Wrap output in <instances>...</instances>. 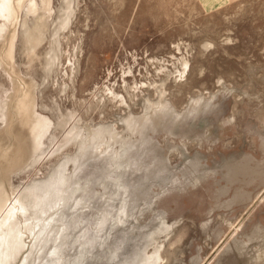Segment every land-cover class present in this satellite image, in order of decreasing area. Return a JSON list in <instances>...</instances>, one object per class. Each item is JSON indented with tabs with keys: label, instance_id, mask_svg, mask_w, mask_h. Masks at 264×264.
<instances>
[{
	"label": "rangeland",
	"instance_id": "1",
	"mask_svg": "<svg viewBox=\"0 0 264 264\" xmlns=\"http://www.w3.org/2000/svg\"><path fill=\"white\" fill-rule=\"evenodd\" d=\"M64 6L65 0H52L45 22L41 14L28 17L31 27L46 24L37 45L29 47L17 25L13 61L0 40V103H8L7 123L0 113V183L10 199L29 202L27 195L63 168L74 174L79 202L74 212L67 206L58 211L68 216L56 244L61 223L52 220L60 216L51 211L50 242L32 257L26 250L13 264H31L35 256L41 257L34 264H57V251L59 264H141L159 248V264H264V183L244 186L247 200L241 201L235 200L240 183L224 179L234 160H264V0H226L211 8L203 0H72L70 21L61 28ZM23 19L21 12L19 23ZM110 88L128 107L109 99ZM161 92L180 118L201 102L211 108L175 135L150 132L156 143L150 151L165 159L169 171L152 174L163 164L150 160L149 151L138 160L121 157L120 143L114 153L105 144L80 147L83 136L109 126L128 140L125 118L148 113ZM25 93L36 113L52 121L39 152L17 118ZM195 157L201 169L193 175L187 169ZM79 159L87 162L74 171ZM140 176L145 187L133 186ZM125 183L132 186L125 189ZM137 188L149 201L128 197ZM125 202L129 218L114 211ZM106 216L109 222L99 224ZM32 240L26 243L32 246Z\"/></svg>",
	"mask_w": 264,
	"mask_h": 264
},
{
	"label": "bare ground",
	"instance_id": "2",
	"mask_svg": "<svg viewBox=\"0 0 264 264\" xmlns=\"http://www.w3.org/2000/svg\"><path fill=\"white\" fill-rule=\"evenodd\" d=\"M51 3H52V0H0V40L3 41L2 43H4L5 56L7 57L8 60L13 61V59H14L13 54H14V50H15V46H16L17 35H18L17 34V25L18 24H21V26L24 30V35L27 38L26 42H27V45L29 47H32L33 45H37L39 43V41L43 35L42 29H44L46 24L44 23L41 27H38L37 25L34 24V26L31 27V26H29L27 19L30 15L36 17V15L41 14L40 17L45 22L47 20L48 16H51V13H52ZM71 5H72V0H65V6L62 10V16L60 17V27L61 28L65 27L68 24V22L70 21V17L72 15ZM21 12H24V19L21 23H19V16H20ZM187 67H188V62L184 61L183 62V68H184L183 72L186 71ZM167 76H168V74H167ZM108 90H109V93H108L109 99H111L112 101L118 100L119 103L121 104V106L122 105H125V106L128 105L124 96L118 95L112 88H110ZM163 97H164V92H161L160 100L157 103H152L150 111L148 113L143 114V116H140V115L135 116L134 114L133 115L131 114L127 118H125L126 128L130 132V138H128V140H124L123 138H119L118 130L116 129V127H110L109 126L107 129L94 130L92 133L90 132L85 137L83 136L82 140H81L80 147H82V149H83V147H85V148L90 147L93 149H97V148L99 149V146H101V144H105L106 149H108V152L110 151L109 153H112L113 149L115 148L114 146L120 143V146L123 148V150L121 151L122 155L120 153L121 157L125 154H128V155H130L129 160L130 159L131 160H138L139 158H137L135 156L141 157V155L143 153L146 154V152H148V151L152 152L150 150L156 144V143L153 144L154 141L152 142L153 138L151 137L150 132L152 133V132H156L160 129H163V130H166L169 135L170 134L175 135V134H177L176 129L181 128L184 125V123H186L188 120H194L195 121L196 118L199 116V114L205 113L210 108V105L207 102H204V103L201 102V103H199V104H202V105H200V108H195L196 106L192 107L190 110H188L180 118V114H176V111L175 112L173 111V106L170 103L166 102V100ZM33 98H35V97H33ZM100 103H101V101H100ZM7 111H8V103L3 101V103H0V113H1V117H2V120L4 121V123H7V116H8ZM9 111H10V109H9ZM17 116H18L17 118H19L21 120L20 123L22 122L25 125V127L29 128L30 135L32 136V139L35 143L34 148H35L36 152L42 151V147L44 145V139L52 127V121L50 120V118L36 113L34 101L31 99L29 93H25L23 95V97L21 99H19V109H18ZM63 120H65V119H63ZM70 120H72V119H70ZM67 123H68V121L66 119V122H64L63 124H67ZM74 131H75V129L73 127L72 130L68 134H72V133H74ZM107 135H108V140H106ZM184 135L187 136L186 133ZM79 136H81V135L78 132V133H76L74 138H78ZM131 136H134L135 139H136L135 136H139L140 138L137 140H135V139L133 140V137L131 138ZM262 147H263V152H264V139H262ZM140 150H142L141 154H140ZM113 153H114V151H113ZM117 154L119 155V153H117ZM79 156H78V158H79ZM111 156H110V158H111ZM112 158H113V156H112ZM76 160H74V164H76V162H77ZM122 160L121 161L118 160L119 162L116 161V163L117 162L122 163ZM150 160H154L155 164L157 162H160L161 165L163 164V167L158 168L157 171H155V170L153 172L151 171L152 174L160 173V172L167 170V164L164 161L165 159L161 158L157 154V152L154 151L153 156H152V158H150ZM194 160L195 161H193L192 163L190 162L192 160L189 161L191 163V164H189L190 168L189 167H185V168H189L187 170L192 172V174H193V172H196V174H197L198 173L197 171H199L201 169V162H200V159L198 157ZM79 161H78L79 163L76 165V170H74V171H77L79 168L84 166L83 164H86V162H87V160H86V162L84 160L83 161L84 163H82L81 159H79ZM227 164H228V162H227ZM123 165H124V162L122 163V166ZM65 167L66 166H64V168ZM144 169H145V166H144ZM125 170H126V168H125ZM121 171H123V170H121ZM167 171H169V170H167ZM186 171L185 172L182 171V173L183 174L187 173ZM225 171L226 172H224L225 173L224 179H226V181L229 184H234L236 182L240 183V185L236 188V191H235V197H236L235 200L239 199V200L243 201L246 199L247 194H245L246 191L244 189V186L250 185L256 181H259L260 183H264V160L263 159H262V161L256 162V161L252 160L251 157L245 156L239 160H234V162L228 164L226 166ZM60 172H61V174L58 173L57 176L52 177L48 182L44 183L43 187L41 189H39V191L37 193L32 192L31 194L27 195V200H29V202L22 200L19 196H16L15 198L10 199L7 195V192H6L7 190L5 189L4 183L3 184L0 183V264H13L26 250L29 251L28 257H32L31 255H37L38 253H40L43 250V248L50 242V240L48 239L50 234L53 231H55V228H53L55 225L53 227L51 225L54 224L55 222L56 223L60 222L61 224L58 223L59 225L56 226L57 227L56 235H55V237H53L54 239H52L53 243L56 244V242L58 240L57 236L59 235V232L66 225L64 223L65 222L64 218L66 216H68V215H66V212L59 214L58 211H60V209H62L61 208L62 206L63 207L67 206V207H69V209H72L79 204L77 197H76V192L78 189L74 187V185H75V183L73 181L74 174L72 173L70 175H66V173H65L66 169H63V168ZM179 172H180V170H179ZM120 173H122V172H120ZM120 173L119 174L117 173L116 175L117 176L119 175L120 178L124 179L123 178L124 176L121 177ZM203 173H202V175H203ZM173 175H174V173H173ZM185 175H187V174H184L185 178L188 177ZM155 176L156 175H154L153 177H155ZM119 177H118V179H119ZM173 177H175V175ZM148 178L145 179V181L150 180ZM172 178L170 180H172ZM187 180H189V179H187ZM143 181L144 180L140 176L137 183H134L133 186H135V184H138L140 186V185H142ZM171 182H173V181H171ZM176 183H178V182H176ZM165 185L167 186V183ZM130 186H132V185L131 184L129 185V183L124 184L125 189L126 188L128 189V187H130ZM142 186L145 187L144 184ZM144 191H146V190H144ZM114 193H116V192H113L109 196L110 199H111V197L113 198V196H114V198H116L115 197L116 195H114ZM144 193L139 191V189L137 188L133 192H131L129 195L127 193V195H128V197H131L132 200H134V202H137L139 200L144 199L145 195L147 196V194L143 195ZM48 194H49V196L50 195L51 196L48 199H45ZM66 194H68V195H66ZM122 196L125 197V195H122ZM127 198H125L126 201H127ZM122 199H119V200H122ZM145 199H144V201L148 200V199H146V200ZM115 202H116V200H115ZM118 202H121V201H118ZM151 202L152 201L150 200V203ZM28 203H30V204H28ZM84 204H85V202H84ZM67 207H65V208L67 209ZM126 207H127V203L125 202L121 206L120 209H119V206H118V208L115 207L114 211L116 209H118L117 211H119V213L121 215L125 216L126 218H129V217H127L128 213H127ZM84 208H86V205L81 206V209H84ZM74 209H72V211ZM51 211H54V214H57V215L59 214V216H60V218L58 220H56V218H55L56 221L52 220V221H54V223L53 222L51 223V221H50L52 219V216L49 214ZM134 212H135V210H134ZM115 214H116V211H115ZM73 215H75V214H73ZM117 215H118V213H117ZM70 216H72V215H70ZM107 216L104 217L99 224L103 225V223L106 220H108V222H109V218L106 219ZM80 217L81 216H79L78 218L80 219ZM83 217H85L84 214H83ZM86 218H87V216H86ZM113 218H116V217H113ZM67 220L69 221V219H67ZM118 220H119V222H122L123 221L122 216L119 215ZM87 226H88V224H87ZM102 228H103V226H102ZM36 230H38V231L36 232ZM97 234H99V233H97ZM67 236H68V234H67ZM30 237H33V240H34V244L32 246H29L30 243H29V245L26 243V239L30 238ZM89 237H90V235H89ZM86 243H88V242H86ZM89 246H88V249H86V250H89ZM51 247H54V246H52V244H51ZM56 247L59 249V245H57ZM159 249L156 251L154 250L153 256L151 255L152 257H149V256H148V258L146 257L147 260L145 259V261H143L141 264H159V261L160 260L162 261V258L160 256L161 254H159L160 253ZM34 251H37V253H34ZM57 254H58V257L56 258V260H58L57 264H59L62 256L59 255L58 251L55 254H53V256H55ZM40 257L35 256L33 259L31 258L32 261H30V263L31 264L36 263L37 259H39Z\"/></svg>",
	"mask_w": 264,
	"mask_h": 264
},
{
	"label": "crops",
	"instance_id": "3",
	"mask_svg": "<svg viewBox=\"0 0 264 264\" xmlns=\"http://www.w3.org/2000/svg\"><path fill=\"white\" fill-rule=\"evenodd\" d=\"M206 7L211 8V7H217L226 2V0H203Z\"/></svg>",
	"mask_w": 264,
	"mask_h": 264
}]
</instances>
